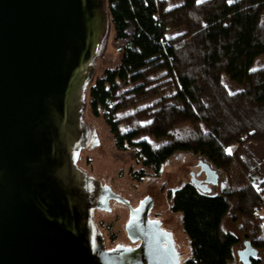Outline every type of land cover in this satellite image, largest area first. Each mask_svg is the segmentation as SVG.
Instances as JSON below:
<instances>
[{"label": "trees", "instance_id": "16d2710c", "mask_svg": "<svg viewBox=\"0 0 264 264\" xmlns=\"http://www.w3.org/2000/svg\"><path fill=\"white\" fill-rule=\"evenodd\" d=\"M120 61L87 89L120 151L160 175L177 153L247 173L248 144H264V0H107ZM138 104L140 106L138 107ZM237 145L233 154L227 149ZM218 195L193 183L170 196L190 241L188 264H235L232 218L264 252V180ZM251 264H264L257 258Z\"/></svg>", "mask_w": 264, "mask_h": 264}, {"label": "water", "instance_id": "95a60500", "mask_svg": "<svg viewBox=\"0 0 264 264\" xmlns=\"http://www.w3.org/2000/svg\"><path fill=\"white\" fill-rule=\"evenodd\" d=\"M111 30L107 0H0V264H172L148 210L169 212L166 190L181 177L207 195L222 188L214 166L188 156L174 176L153 182V199L124 225L142 245L105 248L94 210L110 212L111 199L133 206L142 199L120 197L108 176L95 179L75 166L83 150L99 143L83 114ZM201 180L210 186L202 189ZM171 232L187 259V245ZM245 248L240 259L251 264L259 251L249 241Z\"/></svg>", "mask_w": 264, "mask_h": 264}, {"label": "rangeland", "instance_id": "374dc122", "mask_svg": "<svg viewBox=\"0 0 264 264\" xmlns=\"http://www.w3.org/2000/svg\"><path fill=\"white\" fill-rule=\"evenodd\" d=\"M119 61L120 53L114 42V33L111 30L106 56L104 58L100 57L97 59L95 75L91 85L97 78L103 76L105 70L116 67ZM260 65H264V58L258 60L256 67ZM87 95L88 93L86 92V106L83 114V122L95 130L99 143L93 148L82 151L79 167L95 179H102L103 177L108 176V186L113 187L121 196L127 197L130 194L135 198L146 197L153 182L157 180L167 181L169 176H174L172 169L180 165L188 156H194L197 159L207 162L203 157L195 156L191 153H177L165 163L162 167L160 175L157 176L154 173L149 172L148 176L143 178L141 181L137 180L135 178V173L141 171L143 166L141 163L137 162L135 155L136 151L133 148L124 152L117 149L115 139L110 133V129L106 125L103 118H96L92 115L90 109V99ZM139 106L140 104H138V107ZM249 145L246 148L245 154L251 161H256L257 166L251 169L248 173L241 171L237 167H233L230 177L222 171V188L218 193L230 185L229 178H231V183L236 188H241L248 183L258 184L264 180V158L253 157L248 151L252 150L251 146L256 144ZM237 147V145H232L227 149V152L233 154ZM229 149L231 151H229ZM188 183L192 182L188 178L181 177L179 178L178 185L175 188L166 190L165 198L169 206V212L166 213L153 210L152 213V215H155L162 220L170 231H177V238L183 241L189 249V256L187 259L191 257L190 241L183 231L182 216L180 214L173 213L171 210L170 196L174 195ZM110 210V212L97 211L95 213V222L99 226V229L103 233L107 242L105 247L106 249L115 248L117 244H127V233L124 230V225L127 224L129 220V210L117 202H112L110 204ZM261 215H264V211ZM224 228L240 238L241 243L235 248V264H242L238 257V252L243 251L245 248L247 231L240 222L234 223L231 217L224 220ZM258 257L264 259V252L259 251Z\"/></svg>", "mask_w": 264, "mask_h": 264}, {"label": "flooded vegetation", "instance_id": "af4514ba", "mask_svg": "<svg viewBox=\"0 0 264 264\" xmlns=\"http://www.w3.org/2000/svg\"><path fill=\"white\" fill-rule=\"evenodd\" d=\"M77 162L75 161V166H76V168L78 169V164H76ZM200 166V168H202V170H203V172H207V173H209V176H205V178H208V183H212V176H211V174H210V172H209V170H208V167L207 166H205V165H203V164H200L199 165ZM79 170V169H78ZM81 171V170H80ZM197 177L199 178V179H201V174H200V177L197 175ZM143 179V178H142ZM142 179H140V181L142 180ZM208 183H206L205 181H203V180H201V187H202V189H206L208 186H210V184H208ZM105 185V184H104ZM108 185V184H107ZM166 184H164V186H165ZM111 187V186H110ZM112 188V191L116 194V195H119L120 197H122L113 187H111ZM159 194L162 196L163 194H164V190H163V188L161 189V190H159ZM152 196L151 195H148V196H146L145 198H142V199H140V203H139V205H137V206H133L132 205V203L130 202V201H128V203H120L119 201H116V200H110L109 201V203H108V208L110 209V204L112 203V202H117V203H120V204H123L128 210H129V212H130V217H129V220H128V222H127V224L129 223V221H130V219H131V216H132V213H133V211H136V210H138L139 208H140V210H142V209H144L147 205L144 203V201L147 199H153V198H151ZM125 199V198H124ZM142 203H143V205H142ZM153 210H154V208L152 207L151 209H149L148 210V218H149V220L151 221V222H159L160 223V227H161V229H162V231H163V234H160V236H159V238H160V240H161V242H162V248H161V250H162V253L165 255V256H167V257H169V260H170V262L172 263V264H188V261H189V259H183V256H182V253L178 250V247H177V244H176V240H175V237H174V234L166 227V224L162 221V220H160L158 217H156L155 215H152V213H153ZM97 211H103L102 209H95L94 210V216H93V220H94V222H95V213L97 212ZM105 211V210H104ZM107 211V210H106ZM141 213V212H140ZM142 214V213H141ZM141 216V215H140ZM143 222L144 220L143 219H141L140 220V222ZM95 224H96V222H95ZM127 224H126V226H127ZM96 226H97V228H98V230L100 231V233H101V235H102V238H103V241H104V245H105V247H106V244H107V242H106V239H105V237L103 236V233L101 232V230L99 229V226L96 224ZM127 232V231H126ZM116 241V240H115ZM114 241V242H115ZM245 242H247V241H245ZM142 245V240H140V241H138V242H136V243H134V242H132V240L129 238V236H128V233H127V244H117V246L115 247V248H107V250L108 251H110V250H114V249H116L117 247H122V248H132V249H135V248H138V247H140ZM244 250H246V248H244L243 249V251ZM239 252H241V251H239ZM238 257H239V259H240V256H239V253H238ZM240 261H241V259H240ZM241 263L242 264H244L242 261H241Z\"/></svg>", "mask_w": 264, "mask_h": 264}, {"label": "crops", "instance_id": "0c3cea01", "mask_svg": "<svg viewBox=\"0 0 264 264\" xmlns=\"http://www.w3.org/2000/svg\"><path fill=\"white\" fill-rule=\"evenodd\" d=\"M249 145V144H248ZM247 145V146H248ZM247 146L245 147V151H246V148H247ZM250 146V145H249ZM251 148H252V150H250V151H248L249 153H251V155L253 156V157H255V158H264V145H252L251 146ZM205 159V158H204ZM206 160V159H205ZM264 160V159H263ZM207 161V160H206ZM253 162V164H252V166L249 168V171H247V173L248 172H250V170L251 169H253L254 167H256L257 166V162L255 161H252ZM207 163H209L208 161H207ZM210 164V163H209ZM211 165V164H210ZM256 169V168H255ZM218 172H219V174L221 175V174H223V172L221 171V170H218V169H216ZM242 171V170H241ZM260 183V182H259ZM258 183V184H259ZM258 184H254V185H258ZM228 187V186H227ZM227 187H225V189L227 188ZM224 191V189L220 192V193H222ZM220 193H216L215 195H218V194H220ZM215 195H212V196H215ZM239 253V252H238Z\"/></svg>", "mask_w": 264, "mask_h": 264}, {"label": "snow or ice", "instance_id": "6c2138e0", "mask_svg": "<svg viewBox=\"0 0 264 264\" xmlns=\"http://www.w3.org/2000/svg\"><path fill=\"white\" fill-rule=\"evenodd\" d=\"M229 151H231V150L229 149Z\"/></svg>", "mask_w": 264, "mask_h": 264}]
</instances>
